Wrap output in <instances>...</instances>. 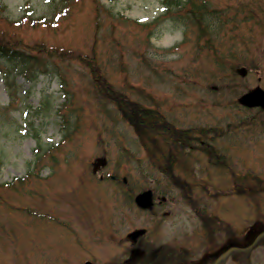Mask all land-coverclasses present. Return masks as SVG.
Listing matches in <instances>:
<instances>
[{"label":"rangeland","instance_id":"1","mask_svg":"<svg viewBox=\"0 0 264 264\" xmlns=\"http://www.w3.org/2000/svg\"><path fill=\"white\" fill-rule=\"evenodd\" d=\"M207 1L223 13L212 39L227 55L221 64L174 10L165 12L164 0H0V42L53 61L66 84L63 90L55 74L28 81L20 65L0 58V264H162L174 237L179 264H264V237L212 258L228 241L246 245L264 228L263 113L232 103L264 89V0ZM66 51L86 60L94 54L97 63L66 60ZM87 65L128 98L158 101L178 127L224 130L212 144L229 169L191 154L195 207L169 183L173 195L156 200L164 205L141 210L136 197L160 192L169 177L151 168L132 128L96 94ZM34 136L44 149L59 145L56 161L44 158L22 185L7 186L33 167ZM231 173L260 176L241 183L260 190L236 192ZM198 208L224 222L209 231L211 243L194 234Z\"/></svg>","mask_w":264,"mask_h":264},{"label":"trees","instance_id":"2","mask_svg":"<svg viewBox=\"0 0 264 264\" xmlns=\"http://www.w3.org/2000/svg\"><path fill=\"white\" fill-rule=\"evenodd\" d=\"M206 1L207 0H164V3L166 4L164 9L165 12H172V10H174V14H176L181 21H183L186 32L196 31L197 42L204 38L206 42L209 43L207 51L210 56L215 63L221 64L224 63L223 58L225 59L227 55H223L222 51L219 50L218 47L214 46L213 43L215 40L213 41L212 39L217 35L216 19H219L223 13L221 10H218L206 3ZM172 4L174 5L173 8L171 6ZM215 16H219V18ZM98 25L99 24H97V26ZM1 35L3 36V34ZM16 47L17 46L1 40L0 58L10 62H16V64L20 65L28 81L35 80V78L40 74H55V76L57 75L60 77L61 87L64 90L66 84L64 79L60 76L61 70L55 66L53 61L39 59L36 56H32L31 52L23 50L22 47ZM67 51L62 55L66 57V60L81 59L83 63H97L94 54L90 56L88 55L90 58L88 57L89 59L86 60L83 59L81 55H74L72 52ZM87 67L90 68L96 94L102 98L104 102L108 100L112 109H115L116 112H118L122 121L127 123L132 128L140 147L146 153L148 164L152 169L158 171L159 174L169 177V182L167 183L169 190L165 192L170 194L172 190L170 184H172L180 193V197L184 198L188 204L195 207V203L191 200L193 186L188 181V177H190L191 180H196L194 178V167L190 160L191 154L194 151H199L208 156L210 162H212V158L214 165H222L229 169L230 167L226 156L221 155L212 144L215 137L224 134V130L218 127H210L206 129L201 127H178L165 116V112L158 101H154L152 98L153 102H151L150 96L144 98L147 99L149 103H144L138 98H128L123 93L116 91L112 87L109 88L105 84V79H103L101 74H98V72L89 65H87ZM105 91H108V93ZM106 94H109L110 96L108 99ZM68 103L69 101L65 98L63 105H67ZM232 103L234 107L240 108L244 111L250 110L241 108L235 99L232 100ZM61 116V121L63 122L62 127L68 129V127L65 126V123L67 122L66 117L63 114ZM66 116L71 124L72 122L69 116ZM252 120L254 121L256 118H253ZM35 134L37 133H34L33 130V135ZM34 137L36 139V147L32 161L33 167L31 170H28L24 177L15 178L13 181L5 183L7 186L12 187L15 185V182H19V184L22 185L26 179L33 176L34 170L38 168L37 165L41 163L44 158H51L53 161H56L55 155L59 150V145L50 146L44 149L40 143V137ZM183 173H188V175H184ZM231 175L234 180L233 183L236 185V192L249 194V192L254 193L255 190H260L255 185H253L252 189H247L241 184L243 180L247 183L249 179L256 177L260 180V176L255 174L251 175V173H247L246 176H237L234 173H231ZM114 176L116 179L118 178L117 174ZM128 183L129 181H127L126 184L121 181V184L125 186V188L127 187L129 191L133 190ZM157 191L158 190H154V192ZM128 198H130V195ZM197 212L200 220V227L198 230L201 232L203 237H205L204 240L211 243L213 241V238H211L213 236V232L210 235L209 231L212 229L214 231L213 225L215 223L224 224V222L219 220L217 216L210 215L205 209L198 208ZM143 249L146 253H148L149 250H147L146 246ZM180 251L182 252V250ZM119 264H126V262L121 261ZM141 264H146L144 259L141 261Z\"/></svg>","mask_w":264,"mask_h":264},{"label":"water","instance_id":"3","mask_svg":"<svg viewBox=\"0 0 264 264\" xmlns=\"http://www.w3.org/2000/svg\"><path fill=\"white\" fill-rule=\"evenodd\" d=\"M238 100L241 104L247 107L259 106L264 110V90L261 89L260 87H256L253 90L243 94ZM148 192L149 193L140 194L136 197V203L142 208H147L152 205L151 191ZM262 236H264V229H261L258 232H256L253 235L250 243L244 247H239L234 243H228L216 254V257L225 258L232 250L249 248L252 245H254L256 241ZM84 264H93V263H91L90 261H86Z\"/></svg>","mask_w":264,"mask_h":264},{"label":"flooded vegetation","instance_id":"4","mask_svg":"<svg viewBox=\"0 0 264 264\" xmlns=\"http://www.w3.org/2000/svg\"><path fill=\"white\" fill-rule=\"evenodd\" d=\"M162 205L163 204H161V206ZM176 240L177 239H175V237H174L173 238V241L171 243H167L166 242V244H167V246L165 247L166 251L162 255L163 256V259H164V261H163L164 263L162 262V264H179L178 263V258H177V255H178V247L176 245V243H177ZM159 249H161V247ZM162 256H161V258H162ZM127 264H131V262H128Z\"/></svg>","mask_w":264,"mask_h":264}]
</instances>
